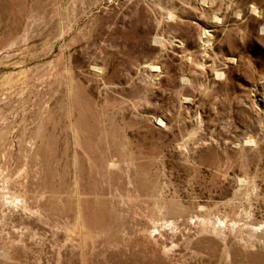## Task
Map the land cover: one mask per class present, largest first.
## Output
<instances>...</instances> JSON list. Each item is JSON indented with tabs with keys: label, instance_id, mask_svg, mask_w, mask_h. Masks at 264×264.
<instances>
[{
	"label": "rangeland",
	"instance_id": "rangeland-1",
	"mask_svg": "<svg viewBox=\"0 0 264 264\" xmlns=\"http://www.w3.org/2000/svg\"><path fill=\"white\" fill-rule=\"evenodd\" d=\"M0 264H264V0H0Z\"/></svg>",
	"mask_w": 264,
	"mask_h": 264
}]
</instances>
